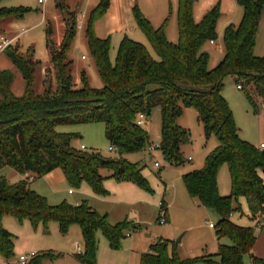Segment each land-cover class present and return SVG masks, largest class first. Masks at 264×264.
Masks as SVG:
<instances>
[{"label": "trees", "instance_id": "1", "mask_svg": "<svg viewBox=\"0 0 264 264\" xmlns=\"http://www.w3.org/2000/svg\"><path fill=\"white\" fill-rule=\"evenodd\" d=\"M4 0H0V5ZM198 0H180L177 12L179 41L170 43L166 37V22L155 29L135 8V18L144 32L156 59L147 47L129 37L122 40L115 63L109 56L110 40L99 38L96 22L110 7V0H100L91 11L86 24L85 38L95 58L104 87L91 88L84 80L81 88L75 87L71 75L69 53L76 38L78 22L75 12H66L65 33L61 44L52 39L49 28L47 49L51 55L56 89L50 85L52 78L46 73V89L43 94L34 91L37 62L10 52L12 63L22 72L26 90L22 97L12 92L14 77L10 72L0 71V170L10 167L19 174L27 173L45 177L61 169L74 187L88 184L97 195L108 192L104 187L107 179L136 184L144 191H151L143 176L140 163H132L126 156L139 153L150 146V136L138 125L140 114L150 117L155 109L161 111L162 132L160 151L170 166H181L186 160L182 147L190 143L188 130L178 123L183 108H194L203 124L206 136L215 135L216 149L208 155L204 166L184 175L189 195L219 216L214 225L218 239L228 238V245L219 244L213 256L197 259H181L169 241L158 239L150 251L143 253L140 264H244L245 256L252 257L253 264H264L256 258L252 249L257 236L252 227L236 225L231 216L243 214L240 199L247 200L252 220L264 217V152L240 137L233 112L222 95L228 77L244 85L251 104L264 106V57L255 55V45L264 0H236L244 9L239 26L229 25L223 34L224 58L218 67L209 69V55L203 52L207 42L218 38L217 26L220 9L215 6L196 23L194 4ZM62 10L65 5L58 4ZM24 8L0 7V23L7 18H21ZM11 48V46L9 47ZM7 48L6 50H8ZM50 80V81H49ZM237 84V85H238ZM103 123L111 146L117 147L116 159L104 158L98 152H85L72 146L74 134L58 133L62 125ZM228 166L232 192L221 196L218 174ZM111 171L105 177L102 171ZM28 179L12 184L0 177V257L10 261L15 257V236L3 225L5 217H14L20 223L30 221L35 229L46 227L51 221L60 225L63 233L72 225L80 226L86 253L76 254L83 264H96L97 232H101L113 249H119L129 233L140 228L124 221L116 225L108 222L87 202L73 206L64 202L57 206L49 204L46 197L31 189ZM211 257H217L213 261ZM59 254L37 253L26 264H57Z\"/></svg>", "mask_w": 264, "mask_h": 264}, {"label": "rangeland", "instance_id": "2", "mask_svg": "<svg viewBox=\"0 0 264 264\" xmlns=\"http://www.w3.org/2000/svg\"><path fill=\"white\" fill-rule=\"evenodd\" d=\"M100 0H51L45 5H40L39 0H4L0 7L24 8L28 11L21 18L10 17L0 23V38L12 40L8 50L0 51V71L10 72L13 77L12 92L16 97L25 94L26 83L22 72L12 63L9 53L15 52L25 59H34L37 62L34 77V91L43 94L46 89V71L52 70L48 76L52 80L48 83L56 89L51 55L47 49V36L49 28L52 39L56 44H61L65 24L66 12L84 14L85 19L78 27L76 38L69 53L71 61V75L75 87L81 88L84 80L91 88L101 90L103 80L98 71L96 61L92 55L85 38L86 21L88 15ZM120 1V2H119ZM180 0H110V8L104 16L96 22L98 37L110 40L109 56L112 63L116 62L119 47L124 37L144 44L150 53L158 59L151 43L138 26L135 18V8L157 29L166 22V37L170 43H178L179 30L177 12ZM57 3L65 5V10L58 7ZM218 6L220 18L217 26L218 38L214 42H207L203 52L209 55V69H215L222 62L225 54L223 34L229 25L239 26L244 15L243 8L236 0H198L194 4V20L201 22L204 17ZM111 9V10H110ZM240 10V13L238 12ZM123 23H122V20ZM77 19L79 26V19ZM230 19L233 23L226 25ZM254 53L264 57V11L256 37ZM84 56V58H83ZM222 92L228 102L235 122L240 129V137L255 146L264 142V106L259 101L255 108L246 94L237 89V81L228 77ZM1 98V96H0ZM181 127L188 130L190 143L182 147L186 162L181 166L168 165L158 150L151 153L148 148L126 156L132 163H140L143 167V176L149 182L151 191L147 192L134 183H123L116 179H107L104 187L107 195L100 196L93 192L91 187L83 183L80 187L72 186L66 179L61 169L53 171L52 175L37 177L31 183V189L47 198L52 206L64 202L73 206L87 202L101 215L108 216L111 225L129 221L140 228L137 233H129L122 240L119 249H113L108 240L99 231L96 234L97 253L96 264H138L141 253L150 251L151 245L158 239L170 242L171 248L177 252L181 259H197L213 256L212 249L228 241V238L218 239L216 229L210 224L217 225L219 216L210 209L201 206L189 195L184 184V175L201 169L206 158L218 146L215 135L206 136L204 126L198 119L194 108H183V113L178 120ZM142 128L150 136V145L161 146L162 116L159 109H155ZM58 133L74 134L72 146L85 152H98L104 158L116 159V152L110 151V142L106 135L103 123H83L75 125H62L56 128ZM84 147V149L82 148ZM159 162L160 167L155 163ZM112 174L103 170V176ZM21 174L10 167L0 170V177L6 178L10 183L21 181ZM25 179H27L24 176ZM24 179V180H25ZM219 193L230 196L232 183L229 169L223 166L218 174ZM35 189H39L35 190ZM221 196H225L221 195ZM164 202L168 211V222L159 224L161 207ZM241 213H233L232 221L242 227L245 223L250 225L248 206L240 199ZM4 227L15 236V257L30 255L32 253L54 252L60 255L57 264H83L75 255L85 254V242L79 225L74 224L68 232L63 233L56 221H51L46 227L40 224L37 229L30 221L20 223L14 217H5ZM250 227V226H249ZM183 237V238H182ZM182 238L181 242L178 240ZM213 261L217 257H211ZM6 260L0 257V264ZM196 264H209L198 262ZM244 264H247L246 260Z\"/></svg>", "mask_w": 264, "mask_h": 264}, {"label": "crops", "instance_id": "3", "mask_svg": "<svg viewBox=\"0 0 264 264\" xmlns=\"http://www.w3.org/2000/svg\"><path fill=\"white\" fill-rule=\"evenodd\" d=\"M64 2H65V0H63ZM100 2V1H99ZM99 2H98V4H99ZM120 2V1H119ZM236 3H237V1H236ZM59 3H57V5H58ZM97 4V5H98ZM96 5V6H97ZM95 8V7H94ZM110 8V7H109ZM93 10V9H92ZM91 10V11H92ZM109 10V9H108ZM111 10V9H110ZM244 10V9H243ZM238 12L240 13V10H238ZM91 13V12H90ZM90 13H89V15H88V18H89V16H90ZM82 17H83V19H85V17L86 16H84V14H82V15H77L76 16V18H78L79 20V22H83V19H82ZM121 20H122V18H121ZM87 21H88V19H87ZM87 21H86V24H87ZM122 23H123V20H122ZM231 24V23H233V20L232 19H230L229 21H227L226 22V25H228V24ZM95 31H96V24H95ZM96 34H97V32H96ZM98 36V35H97ZM100 38V37H99ZM103 39V38H102ZM83 58H84V56H83ZM1 96V95H0ZM262 143H264V142H262ZM260 146V145H259ZM259 146H256V147H258L259 148ZM227 168H228V166H227ZM229 169V168H228ZM59 170V169H58ZM56 171V170H55ZM102 173V172H101ZM50 175H52V173H50L49 175H47V177L48 176H50ZM103 175V174H102ZM112 174L111 173H109L108 175H106L105 177H108V176H111ZM261 175H262V177H263V179H264V173H261ZM21 176V180H24L25 178H24V176L23 175H20ZM123 183H126V184H128V183H130V182H123ZM35 190H38V192H39V189H35ZM225 194V196H226V193H222L221 192V195H224ZM194 199V198H193ZM196 202H197V200L196 199H194ZM243 202H246V205L248 206V204H247V200L245 199V198H242L241 199ZM248 212H249V209H248ZM249 214V213H248ZM242 215H244V213L242 214ZM248 218L250 219V225H248L247 223H245L243 226H246V227H252V228H254V230H255V234H256V236H257V240H256V243H255V245H254V247H253V249H252V254L256 257V258H259V259H261V260H264V217L262 218V219H259V220H252L251 218H250V215H248ZM3 222H4V220H3ZM168 222V211H167V217H166V223ZM211 225V224H210ZM211 228H213V227H211ZM213 229H215V227L213 228ZM183 238V237H182ZM182 238H181V240H182ZM224 240V239H223ZM181 242V241H180ZM231 243V241L228 239V241L227 242H224L223 241V244H225V245H228V244H230ZM218 250H219V245L216 247V248H214V249H212V254L214 255V254H216L217 252H218ZM145 253V252H144ZM143 253H141L140 254V257H141V255H142ZM246 260V262H247V264H253L252 263V257L250 256V255H247V256H245V259H244V261ZM216 261H218V259L216 260ZM205 263H209V262H205ZM138 264H140V259H139V263ZM209 264H216V263H209Z\"/></svg>", "mask_w": 264, "mask_h": 264}, {"label": "built area", "instance_id": "4", "mask_svg": "<svg viewBox=\"0 0 264 264\" xmlns=\"http://www.w3.org/2000/svg\"><path fill=\"white\" fill-rule=\"evenodd\" d=\"M51 0H39V4L40 5H45L47 2H49ZM81 23H79V28L81 27ZM10 46H12V40H9L5 37H1L0 38V51H5L7 48H9ZM237 89L238 90H244V85L242 83H239L237 85ZM147 121V118L144 114H140L139 117H138V120H137V123L138 125L140 126H143ZM84 149V147H82ZM259 149L262 150L264 152V143H261L260 146H259ZM148 150L151 152V153H154L158 150H160V146L158 144H151L149 147H148ZM110 151L111 152H117V147L115 146H110ZM155 166L156 167H160V163L159 162H156L155 163ZM25 177L30 181L32 182L34 180V176L32 174H29L27 173L25 175ZM160 207H161V214H160V220H159V224L160 225H164L166 224V217H167V209L165 207V203L164 202H161L160 203ZM210 227H213L214 228V224H211ZM128 236H131V235H128ZM37 253H32L30 255H23V256H20V258L18 260H15V259H12L10 261H5L4 264H26L31 258H33L34 256H36Z\"/></svg>", "mask_w": 264, "mask_h": 264}, {"label": "water", "instance_id": "5", "mask_svg": "<svg viewBox=\"0 0 264 264\" xmlns=\"http://www.w3.org/2000/svg\"><path fill=\"white\" fill-rule=\"evenodd\" d=\"M181 241V238L178 240V242H180Z\"/></svg>", "mask_w": 264, "mask_h": 264}]
</instances>
